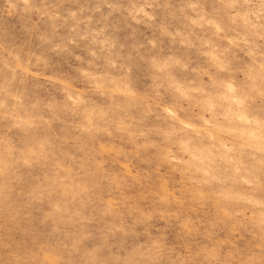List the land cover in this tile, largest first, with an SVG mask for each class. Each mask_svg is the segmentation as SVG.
Listing matches in <instances>:
<instances>
[{
    "label": "clouds",
    "instance_id": "clouds-1",
    "mask_svg": "<svg viewBox=\"0 0 264 264\" xmlns=\"http://www.w3.org/2000/svg\"><path fill=\"white\" fill-rule=\"evenodd\" d=\"M0 264H264V0H0Z\"/></svg>",
    "mask_w": 264,
    "mask_h": 264
}]
</instances>
